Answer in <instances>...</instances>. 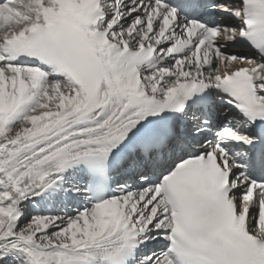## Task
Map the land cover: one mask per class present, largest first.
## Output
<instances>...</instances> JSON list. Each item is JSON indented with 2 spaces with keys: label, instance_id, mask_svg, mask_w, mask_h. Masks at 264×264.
I'll return each mask as SVG.
<instances>
[{
  "label": "snow or ice",
  "instance_id": "snow-or-ice-1",
  "mask_svg": "<svg viewBox=\"0 0 264 264\" xmlns=\"http://www.w3.org/2000/svg\"><path fill=\"white\" fill-rule=\"evenodd\" d=\"M0 264H264V0H0Z\"/></svg>",
  "mask_w": 264,
  "mask_h": 264
}]
</instances>
